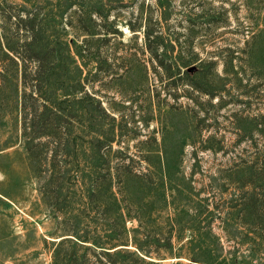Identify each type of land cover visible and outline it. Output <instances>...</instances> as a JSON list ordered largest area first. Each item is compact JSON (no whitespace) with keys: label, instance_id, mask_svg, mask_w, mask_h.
<instances>
[{"label":"rangeland","instance_id":"rangeland-1","mask_svg":"<svg viewBox=\"0 0 264 264\" xmlns=\"http://www.w3.org/2000/svg\"><path fill=\"white\" fill-rule=\"evenodd\" d=\"M0 264H264V0H0Z\"/></svg>","mask_w":264,"mask_h":264},{"label":"trees","instance_id":"trees-1","mask_svg":"<svg viewBox=\"0 0 264 264\" xmlns=\"http://www.w3.org/2000/svg\"><path fill=\"white\" fill-rule=\"evenodd\" d=\"M31 95V94H30Z\"/></svg>","mask_w":264,"mask_h":264}]
</instances>
